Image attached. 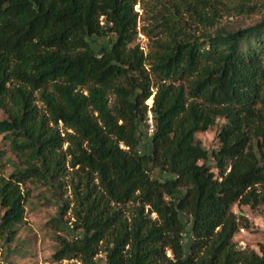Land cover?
<instances>
[{
  "label": "trees",
  "instance_id": "16d2710c",
  "mask_svg": "<svg viewBox=\"0 0 264 264\" xmlns=\"http://www.w3.org/2000/svg\"><path fill=\"white\" fill-rule=\"evenodd\" d=\"M138 1L0 0V137L19 159L5 175L0 148V239L12 243L24 222V187L61 188L70 156L84 173L74 185L82 236L59 237L54 262L97 264L103 243L107 264H264V245L258 253L232 241L234 206L264 200V0L166 4L147 55L134 45ZM230 13L262 16L221 25ZM221 119L210 152L197 134ZM60 123L72 133L62 136ZM145 137L152 149L143 153ZM112 202L140 204L131 223Z\"/></svg>",
  "mask_w": 264,
  "mask_h": 264
},
{
  "label": "rangeland",
  "instance_id": "374dc122",
  "mask_svg": "<svg viewBox=\"0 0 264 264\" xmlns=\"http://www.w3.org/2000/svg\"><path fill=\"white\" fill-rule=\"evenodd\" d=\"M176 0H139L135 6V11L139 14L138 18V35L134 45H138L147 55L151 49L153 41L162 37L160 34V22L154 17L158 13L164 12V5L171 4ZM192 2V0H188ZM227 1V0H224ZM262 13L253 15H236L234 13L223 14L221 25H230L235 28L247 27L256 24L261 20ZM186 21L189 23V31L199 34L204 28L200 23L193 19H189L188 14L184 13ZM103 20V19H102ZM158 34V35H157ZM111 35L99 39V42H109ZM154 94L156 89H153ZM87 93V92H85ZM154 94L147 100L149 107L153 106ZM115 97L110 96V103H113ZM37 105L41 110V114L45 115V105L42 101L37 100ZM150 114H148V127H145L146 133L150 136L153 131L150 129ZM4 117L3 113L0 115ZM225 123L224 119L219 120V124L209 130L197 134V138L202 142L203 146L210 152L218 149L220 146L218 133L221 125ZM56 128L62 136L72 130L60 123ZM0 148L5 151V159L2 161V172L9 175L16 170L19 159L10 150L8 141L0 137ZM69 149V143H64L63 150ZM141 151L150 152L152 144L149 138L145 137L142 141ZM67 170L63 179V185L59 189H54L43 183L36 186L24 187V191L30 189L26 202V213L23 224L20 226L15 240L6 245L0 239V264H59L54 262L53 255L60 247L59 237H64L70 241L76 236H82L81 230H74L76 218L74 213L78 208L76 196L74 194V185H78L80 180L84 181V173L79 167L73 168L71 165V157H67ZM213 171L218 170L213 166ZM95 183L98 181L95 179ZM259 193L264 198V187H259ZM83 191V187L81 188ZM64 204H69V209L62 216L61 211ZM139 203L129 202L126 204L111 203V207L115 211H121L123 219L129 223L132 222L136 208ZM146 214L150 213L149 206L145 207ZM233 211L237 221V231L233 236L235 247L243 251H256L260 253L261 246L264 245V200L257 207L250 205H235ZM153 221H157L156 213H150ZM60 219L62 223L58 221ZM187 239V238H186ZM185 239V241H187ZM168 257H172L171 250L166 251ZM97 264H107V252L104 250L103 243L98 247V253L95 255ZM62 264H83L80 258L66 259Z\"/></svg>",
  "mask_w": 264,
  "mask_h": 264
},
{
  "label": "built area",
  "instance_id": "2783aa9c",
  "mask_svg": "<svg viewBox=\"0 0 264 264\" xmlns=\"http://www.w3.org/2000/svg\"><path fill=\"white\" fill-rule=\"evenodd\" d=\"M149 122H150V129L153 131L154 130V126H153V120H152V115L151 114H150Z\"/></svg>",
  "mask_w": 264,
  "mask_h": 264
}]
</instances>
